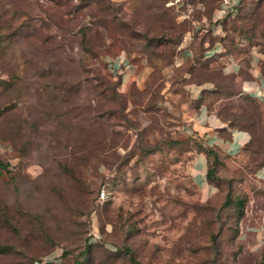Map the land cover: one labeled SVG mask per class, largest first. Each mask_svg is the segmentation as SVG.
<instances>
[{
    "label": "rangeland",
    "instance_id": "374dc122",
    "mask_svg": "<svg viewBox=\"0 0 264 264\" xmlns=\"http://www.w3.org/2000/svg\"><path fill=\"white\" fill-rule=\"evenodd\" d=\"M214 16L219 32L202 30ZM218 40L264 53V0H0V264H74L88 242L94 264H130L114 255L126 245L144 264H264V179L246 155L203 154L206 190L192 175L208 145L187 121L190 80L212 82L221 119L264 112L197 56Z\"/></svg>",
    "mask_w": 264,
    "mask_h": 264
},
{
    "label": "crops",
    "instance_id": "0c3cea01",
    "mask_svg": "<svg viewBox=\"0 0 264 264\" xmlns=\"http://www.w3.org/2000/svg\"><path fill=\"white\" fill-rule=\"evenodd\" d=\"M218 9L220 12L222 11L221 8ZM217 16L220 18L221 13H217ZM216 20L217 17L214 16L212 23H208V26L202 30L217 34L220 24ZM223 49L224 46L219 40L213 43L204 42V47L197 56L209 60L211 65H218L224 73L232 74L238 95H253L259 101L264 102V70L260 65V61L264 59V53L255 45H252L249 52L243 57H236L232 53L223 52ZM192 55L190 39L186 36L184 41L180 43L179 50L174 56V62L178 65ZM129 64V59L122 54H117L109 63L111 71L120 75L122 83H127L130 79L135 78L127 68ZM245 68L249 73V78L243 75L242 71ZM211 85L212 82L209 80H190L186 85V90L192 99L191 103L186 104L188 124L203 138L206 145L217 146L227 154L235 156L241 153V149L249 141L250 135L246 130L233 128L221 119L219 114L222 106L220 104L221 98L216 100L213 105L208 104L204 96L207 91L213 88ZM206 171L207 165L203 153L195 152L192 157V175L202 190H206L207 186ZM256 176L264 179V165L258 168Z\"/></svg>",
    "mask_w": 264,
    "mask_h": 264
},
{
    "label": "trees",
    "instance_id": "16d2710c",
    "mask_svg": "<svg viewBox=\"0 0 264 264\" xmlns=\"http://www.w3.org/2000/svg\"><path fill=\"white\" fill-rule=\"evenodd\" d=\"M246 98L250 102H255L256 99L252 95H246ZM258 106V103H256ZM264 112H262L260 109L257 110L255 115L246 116L243 115L241 118L232 119L228 116H223L222 120L226 122L227 125L233 127V128H240L246 130L250 134L249 141L242 147L241 152L246 155L247 163L244 166L246 171L249 174L256 175V172L259 167L264 165V135L263 137H259L258 133L264 134ZM258 127H261V130H258ZM263 138V139H262ZM201 152L214 159V161L218 160V155L221 152V148L217 146H206L205 148H201ZM1 165H3L1 163ZM4 166V165H3ZM214 173V169L211 165L208 166L206 171V178L209 180L211 179L212 174ZM226 202L233 203L237 207V210L239 211L238 220L240 219V215L243 213V206L245 203V200L240 197L236 196L235 198L232 196V194L229 192L226 198ZM91 247V243L88 242L85 249L83 250V257L79 260H75L74 264H94V261L92 259L88 258L87 252H89ZM133 250L131 246L126 245L124 248L119 250L118 253H114L115 256H120L121 254L124 256V259L126 261H129L130 264H144L143 262L139 261L134 255ZM49 262V260H47Z\"/></svg>",
    "mask_w": 264,
    "mask_h": 264
},
{
    "label": "built area",
    "instance_id": "2783aa9c",
    "mask_svg": "<svg viewBox=\"0 0 264 264\" xmlns=\"http://www.w3.org/2000/svg\"><path fill=\"white\" fill-rule=\"evenodd\" d=\"M230 0H222V3H228ZM224 6H231L230 8H232V5H222V7H224Z\"/></svg>",
    "mask_w": 264,
    "mask_h": 264
}]
</instances>
